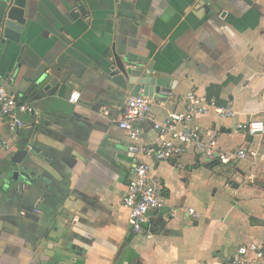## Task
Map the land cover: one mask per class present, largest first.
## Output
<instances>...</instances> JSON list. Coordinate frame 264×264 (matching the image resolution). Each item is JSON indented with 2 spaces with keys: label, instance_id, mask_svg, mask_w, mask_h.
<instances>
[{
  "label": "crops",
  "instance_id": "crops-1",
  "mask_svg": "<svg viewBox=\"0 0 264 264\" xmlns=\"http://www.w3.org/2000/svg\"><path fill=\"white\" fill-rule=\"evenodd\" d=\"M250 1L27 0L20 40L1 44L0 73L38 111L25 115L17 146L30 140L41 151L29 154L19 184L0 189V264H210L264 243V135L237 129L264 121V0ZM9 6L0 0V26ZM120 41L147 60L137 61L138 80L165 81L144 124L148 145L159 141L153 122L183 110L189 91L228 80L220 98L236 115L195 124L223 149L257 152L237 165L193 148L170 161L148 156L167 198L152 237L131 230L122 204L137 155L116 122L131 92L108 80Z\"/></svg>",
  "mask_w": 264,
  "mask_h": 264
},
{
  "label": "built area",
  "instance_id": "built-area-1",
  "mask_svg": "<svg viewBox=\"0 0 264 264\" xmlns=\"http://www.w3.org/2000/svg\"><path fill=\"white\" fill-rule=\"evenodd\" d=\"M2 39L0 34V51ZM131 67L140 71L143 66L136 61L132 62ZM145 72L152 74L148 68H145ZM4 82L5 78L0 73V153H10L19 150L16 141L24 128L25 115L37 114L38 111L23 96L9 91ZM80 97V92L73 91L69 101L77 103ZM184 103L183 110L170 112L162 121L153 122L152 126L159 135V141L151 146L144 141V124L151 117L153 98L145 94L144 89H140L138 95L126 99L124 108L116 119L118 126L128 136L129 152L137 155L126 194L122 199L123 206L129 212L131 230L135 234L152 237L151 217L167 204L165 185L159 176L152 173L153 164L148 161V156H153L156 162L170 161L180 158L189 148H193L209 162L225 165H237L257 156V152L247 146L223 149L214 136L204 135L195 124L198 118L211 112L223 119L233 118L236 111L232 102L220 105L216 98H209L207 94L191 90L186 94ZM237 129L251 136L264 135V121L241 122L237 124ZM28 148L31 149V146L28 145ZM185 211L194 219L199 217L194 208H185ZM174 213L175 210L172 211ZM210 264H264V243L239 246L223 260Z\"/></svg>",
  "mask_w": 264,
  "mask_h": 264
},
{
  "label": "water",
  "instance_id": "water-1",
  "mask_svg": "<svg viewBox=\"0 0 264 264\" xmlns=\"http://www.w3.org/2000/svg\"><path fill=\"white\" fill-rule=\"evenodd\" d=\"M10 6L7 10L5 20L1 22L0 32L3 36L2 46L5 45L6 39L19 41L26 25L25 7L27 0H8ZM249 4L250 0H245ZM85 13V12H84ZM73 16H79L80 13L74 12ZM114 62L110 68V76L108 80L122 91H130V96L138 95L140 89H144L145 94L154 96L156 90L166 91L165 81L162 78L154 80L151 77H141L139 79L138 70L131 67L132 62L138 60L147 62L145 58L138 57L134 54H129L126 51L125 43L120 41L118 48H113ZM129 65V66H127ZM151 85V86H150ZM157 86V87H155ZM47 89V88H46ZM31 149L28 148V145ZM20 145L19 150L8 153L7 159L9 163L3 168V176H0V189L3 185L10 186L12 182L19 184L23 176L22 169L25 168L26 160L30 153L40 152V148L36 147L30 140Z\"/></svg>",
  "mask_w": 264,
  "mask_h": 264
},
{
  "label": "trees",
  "instance_id": "trees-1",
  "mask_svg": "<svg viewBox=\"0 0 264 264\" xmlns=\"http://www.w3.org/2000/svg\"><path fill=\"white\" fill-rule=\"evenodd\" d=\"M228 84V80L227 81H225L223 84H212V85H210L209 86V88H208V90H207V96L209 97V98H216L217 99V101H218V103L220 104V105H225L226 104V102H223L222 100H221V98H220V93H221V91H222V89H223V87L224 86H226Z\"/></svg>",
  "mask_w": 264,
  "mask_h": 264
},
{
  "label": "rangeland",
  "instance_id": "rangeland-1",
  "mask_svg": "<svg viewBox=\"0 0 264 264\" xmlns=\"http://www.w3.org/2000/svg\"><path fill=\"white\" fill-rule=\"evenodd\" d=\"M259 140H260L259 137H256V138H255V140H254V146L258 143ZM242 162H244V161H242ZM224 175H225V174H224Z\"/></svg>",
  "mask_w": 264,
  "mask_h": 264
}]
</instances>
